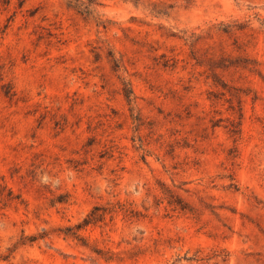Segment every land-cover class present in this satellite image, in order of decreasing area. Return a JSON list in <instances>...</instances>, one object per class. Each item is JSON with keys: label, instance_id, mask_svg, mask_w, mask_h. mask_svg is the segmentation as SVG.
Segmentation results:
<instances>
[{"label": "rangeland", "instance_id": "obj_1", "mask_svg": "<svg viewBox=\"0 0 264 264\" xmlns=\"http://www.w3.org/2000/svg\"><path fill=\"white\" fill-rule=\"evenodd\" d=\"M0 264H264V0H0Z\"/></svg>", "mask_w": 264, "mask_h": 264}]
</instances>
